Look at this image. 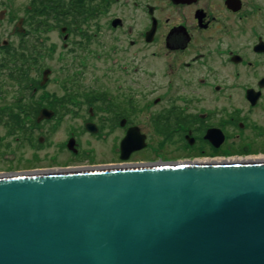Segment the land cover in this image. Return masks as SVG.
I'll list each match as a JSON object with an SVG mask.
<instances>
[{"label":"flooded vegetation","instance_id":"af4514ba","mask_svg":"<svg viewBox=\"0 0 264 264\" xmlns=\"http://www.w3.org/2000/svg\"><path fill=\"white\" fill-rule=\"evenodd\" d=\"M7 22L0 121L40 125L36 135L66 116L81 119L62 145L73 161H94L96 150L81 145L85 135L113 137L115 166L264 157V0H0V29ZM54 31L65 48L83 52L66 67L90 78L76 85L65 76L61 96L49 89L51 75L40 84L38 47L46 35L52 59ZM102 37L111 43L102 46ZM96 42L101 49L89 47ZM11 90L17 99L9 102ZM43 109L54 116L39 122ZM90 123L98 133L86 130ZM129 134L136 141L123 151Z\"/></svg>","mask_w":264,"mask_h":264},{"label":"water","instance_id":"95a60500","mask_svg":"<svg viewBox=\"0 0 264 264\" xmlns=\"http://www.w3.org/2000/svg\"><path fill=\"white\" fill-rule=\"evenodd\" d=\"M0 264H264V162L1 175Z\"/></svg>","mask_w":264,"mask_h":264},{"label":"rangeland","instance_id":"374dc122","mask_svg":"<svg viewBox=\"0 0 264 264\" xmlns=\"http://www.w3.org/2000/svg\"><path fill=\"white\" fill-rule=\"evenodd\" d=\"M24 4H27L29 0H21ZM23 13H20V15ZM10 21V20H9ZM46 21V20H45ZM12 23V22H11ZM10 22L5 23L0 29V37H7L10 36L11 30H12V24ZM42 39H45V43L43 46H40V48L43 49V61L45 65H49L51 63L52 71L50 77H54V83L51 84L49 89H52L55 91L57 95L63 94L62 84L61 82L65 80V72L69 71L68 77L74 78V81L76 82V85H83L84 82L90 80L88 77H83L81 75L80 66H75L74 68H67L71 66L69 63L72 62V59L75 58L77 63L80 62V56L79 51L75 46H70L65 48L64 45L61 43L60 39V31H54L52 35L50 36V39L54 40L53 45V52H52V59L48 60V54H49V40L46 35L41 36ZM2 40V39H1ZM14 40H17L16 36L12 38V43H14ZM9 41H11L9 39ZM103 45H107L111 43V37H102ZM51 43V42H50ZM1 44V43H0ZM16 44V43H15ZM102 46H99L98 43L94 45H90L89 47L92 49H101ZM73 48L74 50H71ZM112 48V46H110ZM67 49V50H66ZM71 51V52H70ZM76 53V54H73ZM81 54L83 52H80ZM78 55V56H77ZM143 55L142 50L137 51L136 56L134 57L135 60L139 59ZM124 56V55H122ZM134 60V61H135ZM132 61V60H131ZM49 62V63H48ZM63 67H65V70L62 71ZM82 69V68H81ZM73 70V72H72ZM53 82V81H52ZM12 92L10 95H8L9 102L16 101L17 96L15 95V92L11 90ZM156 94L153 95V97ZM4 99H0V104H3ZM143 120H145V117H142ZM56 128L55 131L50 132V136L47 137V140L45 138L43 144H37L33 143L31 139H27V137L21 132H16L14 126L13 128L9 129L8 125H5L4 120L0 121V175L1 174H26V173H46L51 171H67L72 172L75 170H92V169H113L122 167L123 165H112L108 164L112 161L111 159V152L114 150L116 144L114 142L113 137H106L103 138L102 141L101 138H95L90 136H81L82 139L80 140L81 145L85 147V150H90L91 148H94L96 150V155L94 158V161H73L71 154L68 150L62 149L63 142L67 140V138L70 136V132L74 128H79L81 126L82 120L78 119L76 122L72 117L64 118L61 122H56ZM49 126H46V128L43 130L42 133H46ZM41 133V131H37L36 137H39L38 134ZM42 135V134H41ZM162 139L160 137H157L156 141ZM203 161V160H200ZM133 167V166H132Z\"/></svg>","mask_w":264,"mask_h":264},{"label":"bare ground","instance_id":"6f19581e","mask_svg":"<svg viewBox=\"0 0 264 264\" xmlns=\"http://www.w3.org/2000/svg\"><path fill=\"white\" fill-rule=\"evenodd\" d=\"M244 162H264V157H259V158H241V159H238V160H235V159H228V160L216 159V160H213V161H211L209 163H207V162H199V163H190V164H181V165H209V164H228V163H244ZM135 167L144 168L146 166H135ZM120 168H124V167H120ZM129 168H131V167H129ZM77 171H84V169L75 170V171H72V172H77ZM86 171H88V170H86ZM59 172H64V171H51V172H46V173H51L53 175V174H57ZM1 175H5V174H1Z\"/></svg>","mask_w":264,"mask_h":264},{"label":"trees","instance_id":"16d2710c","mask_svg":"<svg viewBox=\"0 0 264 264\" xmlns=\"http://www.w3.org/2000/svg\"><path fill=\"white\" fill-rule=\"evenodd\" d=\"M38 52L40 53V51H38ZM27 55L31 57L30 59H32L33 51H31V50L28 51V54L23 52V54H22L23 61H26L27 60ZM24 77H27V76H24ZM5 125H8L9 126V129L13 128V126H14L16 132H18V133L19 132H22L24 135L27 136L28 127L24 123L14 121V123L13 122H6Z\"/></svg>","mask_w":264,"mask_h":264}]
</instances>
